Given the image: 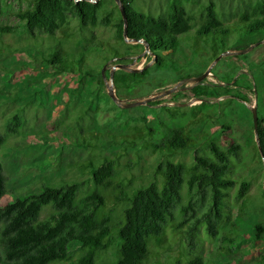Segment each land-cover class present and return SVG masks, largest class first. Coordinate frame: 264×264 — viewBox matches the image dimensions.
Listing matches in <instances>:
<instances>
[{"label":"rangeland","instance_id":"1","mask_svg":"<svg viewBox=\"0 0 264 264\" xmlns=\"http://www.w3.org/2000/svg\"><path fill=\"white\" fill-rule=\"evenodd\" d=\"M31 1L0 0V25L22 26L16 13L29 6ZM172 1L135 0L134 4L143 11L166 13ZM181 1L194 18L195 30L202 23L205 6L211 0ZM212 1L224 24L233 28L240 22V12L250 0ZM108 8L115 9L114 4L109 3ZM71 31L78 32L75 21L66 32L59 30L53 37L43 32L32 35L21 28L17 32L0 34V131L5 136L0 160L8 189L2 201L8 203L45 187H57L61 180L83 181L84 185L78 191V196H82L94 184L89 170L80 164L89 159L100 163L105 156L121 152L123 156L116 166L117 180L126 189L147 184L153 179L156 165L166 157L145 147L143 142H158L170 127L180 126L194 144L171 159L182 161L189 168L193 164L195 149L210 155L206 144L216 140L223 149L232 152L228 177L235 181V185L228 190L222 207L223 218L215 236L209 234L206 225L209 193H190L184 185L182 199L165 227L164 245L150 244L151 256L146 264H174L178 258L182 264H187L194 255L203 256L205 264H261L260 261H264V238L253 242L252 233L255 223L264 222V166L251 132L252 107L257 108L264 120V36L232 29L227 42L217 39L212 47L209 39H202L197 45L191 40H182L175 52L164 53L163 67L155 65L154 56L147 55L146 50L130 48L126 53L127 61L122 64L131 69L146 67L148 74L131 88L115 89L120 99L116 101L109 94L111 73L121 63L117 62L120 57L114 56L112 51L107 49L108 59L89 57L87 63L95 68L106 61L102 74L97 76L102 82L90 78L92 91L81 85L79 93L76 89L80 75L57 74L53 66L43 61V56L49 57L56 47L75 52L83 48L84 44L82 47L75 44V35L72 36ZM116 35L115 26H98L92 38L106 46H116L122 52ZM126 43L137 42L126 39ZM206 72L208 74L202 80L194 81ZM241 72L246 74L240 75ZM236 77L240 86H234L231 81V92L221 91L219 97L200 99L191 90L197 83L210 87L211 84H225ZM172 88L171 93L165 94ZM237 93L246 96L247 100L238 97ZM148 98L152 99L144 104L123 106ZM203 101L206 104L199 105ZM174 112L176 115L172 116ZM16 113L20 115V126L17 132H10L9 125ZM149 124L155 132L142 140L138 134L147 130ZM222 124L229 125V128L225 129ZM91 134L98 136V140L92 141L98 142L99 146L84 148L73 143L82 136L91 139ZM111 135L117 140H111ZM135 141L137 144L133 145ZM243 181H250V187L246 197L240 200L237 194ZM112 193L114 190L105 191L107 195ZM190 200L193 209L189 208ZM124 206L108 205L113 210L114 223L122 219ZM183 206L188 207L185 215ZM53 210L51 203L45 204L40 218L45 219ZM239 213L241 218H238ZM116 248L115 241L108 250L99 251L96 264H113L117 258ZM84 250L80 244L74 243L70 246L69 260L52 264H72Z\"/></svg>","mask_w":264,"mask_h":264},{"label":"trees","instance_id":"2","mask_svg":"<svg viewBox=\"0 0 264 264\" xmlns=\"http://www.w3.org/2000/svg\"><path fill=\"white\" fill-rule=\"evenodd\" d=\"M121 1L126 20L114 0H32L29 6L19 9L16 13L22 26L0 25V34L17 32L21 28L32 35L43 32L53 37L59 30L66 32L75 21L78 32L71 33L72 36L75 35V44H78V47L84 44L83 48L75 52L56 47L49 57L44 55L42 59L53 66V71L57 74L80 75L76 89L78 93L81 92V85H86L87 89L92 91L90 78L102 82L97 76L102 74L106 61L99 68H95L89 65L87 60L90 56L108 59L107 49L112 51L114 56L120 57L117 62L121 64L127 61L126 53L130 48L146 50L147 55L150 53L154 56L155 65L163 67L164 53L175 52L182 40H191L197 45L200 40L209 39L212 47L217 39L223 43L227 42L232 29L244 31L249 35L264 36V0H250L240 12V22L233 25V28L224 24L215 2L211 0L205 6L202 23L195 30L194 18L181 0H173L166 13L143 11L135 6V0ZM109 3H113L115 9L108 8ZM110 25L116 27L117 43L122 45L123 53L116 46H106L104 42H96L92 38L96 27ZM89 33L91 35H88ZM126 39L135 40L137 43L127 44ZM147 74L146 67L142 70L119 68L113 74L114 87L117 90L131 88L141 83ZM242 74L246 73L241 72L240 75ZM231 81L234 86H240L236 77L225 84H211L210 87L197 83L191 90L200 99L204 96L219 97L221 91L231 92ZM237 96L247 100L246 96H240L239 93ZM205 104L203 101L199 105ZM174 115L175 112L172 113V116ZM160 124L164 125L163 122ZM19 126L20 115L16 113L9 125V131L17 132ZM222 126L229 128L226 124ZM252 128L251 139L264 166L255 141L253 124ZM154 132L155 129L149 124L147 130L139 132L138 136L143 140ZM90 137L91 139L82 136L73 143L84 148L99 146L98 142L92 141L98 140V136L91 134ZM110 139L117 140L114 135H111ZM258 140L264 155V120L260 116ZM4 142L5 136L0 131V148ZM135 144L136 141L133 145ZM193 144L194 140L180 126L170 127L158 142L145 140V147L166 157L156 165L153 179L147 184L126 189L122 182L117 180L116 166L123 156L121 152L111 157L105 156L100 163L89 159L80 164L89 170L94 184L93 188L82 196H78V191L83 187V181L61 180L57 187H45L8 203L2 201L8 189L0 160V264H52L69 260L70 246L74 243L80 244L85 250L72 264H96L97 253L108 250L115 241L117 258L113 264H146L151 256L150 244L153 242L160 247L164 245L165 227L182 199L184 185H187L190 193H209L210 206L205 214L206 225L210 235H217L228 190L235 185V181L228 177L232 152L223 149L216 140H210L206 144L210 155L201 154L195 149L193 164L189 168L184 162L171 159L193 147ZM249 187L250 181H243L237 198L243 200ZM109 190H114V193L105 194V191ZM262 192L264 194V186ZM48 203L52 204L54 210L45 219H41V211ZM110 204H125L121 210L122 219L116 223L112 219L113 210L108 208ZM189 208L193 209L191 200ZM187 210V206L182 207L184 215ZM240 213L238 218H241ZM234 231L238 233L236 229ZM263 238L264 222H257L254 224L252 241ZM228 239L232 241V238ZM260 263L264 264V261ZM174 264L182 262L178 258ZM187 264L205 263L203 256L194 255L187 260Z\"/></svg>","mask_w":264,"mask_h":264},{"label":"water","instance_id":"3","mask_svg":"<svg viewBox=\"0 0 264 264\" xmlns=\"http://www.w3.org/2000/svg\"><path fill=\"white\" fill-rule=\"evenodd\" d=\"M78 1V0H76ZM97 1V0H94V2ZM116 3L118 4L120 10H121V13L124 17V19L126 20V17H125V9H124V5H123V2L121 0H115ZM125 33H126V28H125ZM129 40V39H128ZM129 41H135V40H129ZM137 42V41H136ZM119 68H124V69H127V70H139V69H131L129 67H127L126 65L124 64H119L117 65L114 69H119ZM113 74H114V70L112 71L111 73V80H112V84L110 85V89H109V94L110 96L116 100V101H120V99L116 96L115 94V87H114V82H113ZM208 74V72L202 74L201 76L199 77H196L194 78V81L195 82H198L200 80H202L206 75ZM174 90V88L170 89V90H167L165 92V94H169L171 93L172 91ZM150 99L152 98H148V99H144V100H137V101H134V102H129V103H126V104H123L124 107H134L136 105H140V104H144L146 103L147 101H149ZM252 115H253V126H254V132H255V136H256V140H257V144H258V147H259V150L261 152V155H262V159H263V162H264V155H263V152H262V148H261V145L259 143V140H258V125H259V117H258V110L256 107H252Z\"/></svg>","mask_w":264,"mask_h":264}]
</instances>
